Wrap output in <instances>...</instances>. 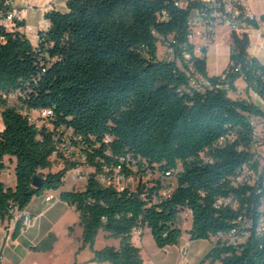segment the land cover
I'll list each match as a JSON object with an SVG mask.
<instances>
[{
    "label": "trees",
    "instance_id": "trees-1",
    "mask_svg": "<svg viewBox=\"0 0 264 264\" xmlns=\"http://www.w3.org/2000/svg\"><path fill=\"white\" fill-rule=\"evenodd\" d=\"M11 1L0 0V13L13 10ZM180 2L68 0L65 11L45 14L50 25L40 31L37 45L20 30L22 16L12 29L0 27L2 221L34 197L61 191L60 199L79 213L80 250L89 247L100 264H144L133 232L145 228L162 250L177 245L185 232L190 240L217 239L200 264H264V232L258 231L264 191L235 184L246 165L257 169L264 159L252 149L250 121L262 110L230 95L242 78L264 97V65L248 52L249 33L233 29L227 68L209 76L208 45L197 55L190 39L191 12L201 4ZM239 19L257 28L264 14L260 20L244 14ZM47 109L52 115L42 127L30 120L32 110ZM70 130L75 160L59 152L65 164L52 171V157ZM14 159L12 188L2 174ZM81 167L92 169L85 188L64 189L68 172ZM106 169L108 184L100 178ZM116 171L134 177L137 186L120 188ZM228 197L239 202L237 209L216 206ZM185 213L191 215L188 230L180 226ZM245 215L253 219L245 241L228 245L218 238ZM21 227L18 222L13 237ZM101 231L119 246L95 249ZM55 241L49 234L34 249L50 250Z\"/></svg>",
    "mask_w": 264,
    "mask_h": 264
},
{
    "label": "crops",
    "instance_id": "crops-1",
    "mask_svg": "<svg viewBox=\"0 0 264 264\" xmlns=\"http://www.w3.org/2000/svg\"><path fill=\"white\" fill-rule=\"evenodd\" d=\"M183 2L188 0H182ZM244 3L248 11L254 15L256 18L264 14V8H260L257 3V0L252 3L250 0H244ZM11 6L14 10L19 12L22 16V19L25 23V26L20 28L24 32L33 45H37L39 41L40 31L47 30L50 23L49 20L45 17V14L52 8H56L60 11H65L67 9V0H12ZM260 13L259 15H257ZM260 16V17H261ZM220 26L227 28L226 35L230 37V54H231V29L226 25H219L216 27L213 39L208 43L207 49V58L209 55V50L216 44L217 41V30ZM26 28H31L32 31L26 32ZM199 37L202 42L196 43L195 38ZM191 41L195 44V52L197 55H200V48L204 45H207V41L204 37L194 36L191 38ZM249 54L257 59L261 64L264 65V54H260L255 51V49H248ZM230 61V57H229ZM229 64V62H228ZM228 66V65H227ZM208 74L211 76L220 75L221 73H211L209 71V65L207 62ZM230 95L234 98H244L252 100L255 103H259L257 98H252L250 96L249 89L246 88L245 81L240 78L235 82V89L230 91ZM3 128V122H1L0 130ZM264 157V154H260ZM16 161L13 160L9 164V167L2 174V181L7 187L15 188L17 185V176L15 172ZM59 169V168H58ZM56 171V170H53ZM72 172L71 181L68 182V175ZM74 171H69L66 176V184L64 189L66 190H83L87 183V177L84 182H82L81 176L75 178ZM61 191H48L41 196L34 197L31 203L27 206V210L33 215V223L30 227L21 231L17 237H13L11 244L7 246L5 244L4 238L6 234V227L8 226L7 221H2L0 219V264H41L39 258L43 260L45 257L51 256L53 260L61 256L63 251H59V238L56 227L59 223L64 222V229L67 236L71 239L72 248L70 250V259L72 264H100L98 262L92 261L94 257L93 251L86 247L80 250L83 240V227L80 225L79 213L76 209L69 205L67 202H64L60 199ZM52 195L54 198L51 201H47L46 197ZM70 227L73 228V231L70 232ZM99 233L95 249H102L107 245L119 246V240L108 237L106 233V244L102 248L97 247V242L99 239ZM49 234H54L56 236V241L53 245V248L47 251L35 250L34 247L38 246L39 243L46 239ZM146 234V228L143 230H136L133 232V241L136 245L144 243V237ZM184 235V234H183ZM189 237V236H188ZM182 239V238H181ZM117 240V243L115 242ZM188 242V241H186ZM185 242V243H186ZM171 247L166 248L168 250ZM144 260V258H143ZM145 262L144 264H148ZM43 264V262H42ZM102 264H110L105 262ZM185 264V263H180ZM189 264V262H187Z\"/></svg>",
    "mask_w": 264,
    "mask_h": 264
},
{
    "label": "built area",
    "instance_id": "built-area-1",
    "mask_svg": "<svg viewBox=\"0 0 264 264\" xmlns=\"http://www.w3.org/2000/svg\"><path fill=\"white\" fill-rule=\"evenodd\" d=\"M68 1V0H67ZM189 1L183 2L181 0V5L188 6ZM201 6L196 7L192 10L190 16V27H191V35L190 39L194 36L204 37V39L208 43L213 39L214 32L217 26L219 25H226L228 26L231 31L233 29L237 31H247L251 30L252 26L246 25L240 21V16L242 14L260 20L261 17L256 18L252 15L245 3L244 0H198ZM11 4V3H10ZM242 6V9H241ZM244 8V9H243ZM17 18H21V14L16 10H11L8 14L0 13V27H5L6 29H12L15 26V20ZM261 25V22H260ZM257 27L258 29V36L260 38H264V30L261 26ZM32 31L31 28H26V32ZM170 55H172V50L168 51ZM186 58H190L189 54H185ZM197 78V77H196ZM195 78V79H196ZM200 80L203 81L204 85H208L209 83L207 80L199 77ZM193 80V83H196V80ZM250 96L253 98H257L259 103H256L262 113L259 115L251 116V125H252V149L256 150L262 146H264V97H262L259 92L254 89L250 88ZM252 101V100H250ZM253 102V101H252ZM255 103V102H254ZM52 115V110H32L30 112V120L35 123L38 127H42L48 120L49 116ZM40 121L43 123L40 125ZM49 125V124H47ZM71 136L72 131H68L67 140L65 143L58 146V151L55 153V156H59L58 153L61 152L66 158L71 160H75V153L77 154V150L71 144ZM72 156H71V155ZM70 157H67L69 156ZM264 158V157H263ZM80 168L73 169L74 177L77 178L80 175ZM109 169H106L105 173L100 177L102 182L105 184L110 183L112 179L109 176ZM131 178H126L124 175L116 173L114 174L115 183L122 188L124 185H120V182L127 181L129 182ZM247 183L251 186H254L257 193H261L264 191V159H261L260 166L255 169L252 168L250 165H246L242 173L239 177H237L235 184H244ZM127 185V184H125ZM167 191L165 193H169ZM54 197L49 195L46 197L47 201H51ZM231 206L235 209L239 207V202L237 200H233L232 198H221L217 201L216 206ZM12 217L7 220L8 226L6 227V234H5V244L9 246L13 239V233L15 231V227L18 222L21 223V231H24L28 227H30L33 223V215L27 209L19 210L15 208L11 212ZM253 225V219L250 216H240L235 224V227L230 231L228 234H221L218 238L222 239L224 243L228 245H237L245 241L249 235V228ZM259 233L264 232V215L262 217L260 226L258 228ZM189 247L190 243L186 242L180 249L181 252V259L182 262L188 261V254H189ZM151 264V263H148Z\"/></svg>",
    "mask_w": 264,
    "mask_h": 264
},
{
    "label": "rangeland",
    "instance_id": "rangeland-1",
    "mask_svg": "<svg viewBox=\"0 0 264 264\" xmlns=\"http://www.w3.org/2000/svg\"><path fill=\"white\" fill-rule=\"evenodd\" d=\"M255 0H250L252 3ZM258 5L260 8H264V0H257ZM258 13L257 15H259ZM261 16V15H260ZM259 16V17H260ZM261 28L264 30V21L261 22ZM227 28L224 26H220L217 30V41L216 44L210 48V52L207 58V62L209 65V71L213 73H223L224 70L227 68L229 57H230V37L226 35ZM249 36H250V47L249 49H255L256 52L260 54H264V38H260L258 36V29L256 27H252L251 30H249ZM195 42L199 43L202 42V40L199 39V37L195 38ZM159 52L161 57H166L167 50L165 49L162 44L159 45ZM220 74V75H221ZM211 76V75H209ZM215 76V75H214ZM219 76V75H216ZM11 103L16 102L15 98L12 97L10 100ZM2 118H1V108H0V126H1ZM40 125L43 123V121L39 122ZM257 154H264V146L258 148L255 150ZM71 155V154H70ZM67 156V157H70ZM72 156V155H71ZM69 159V158H67ZM66 161V158L59 157V156H53L52 157V163L53 166L51 170H58V168H61L64 166ZM80 175L82 182L85 181L88 174L92 171L89 167H81L80 168ZM73 171V170H72ZM74 173V172H73ZM72 178V172L68 175V182L71 181ZM170 182H174V179H170ZM135 188L137 186V180L135 178L130 179L129 182L123 181L120 182V185H125ZM180 226L183 230H188L191 227V215L189 213H185L182 216ZM56 230L58 232V238H59V251H63L61 256L57 257L55 260L49 257L39 258L41 264H72L70 259V250L72 248L71 239L69 236H67L64 229V222L59 223V225L56 227ZM106 233L105 231H102V233L99 236L97 247L102 248L104 244H106ZM179 243L177 245L171 246V248L168 250H162L158 248L156 245L151 230L146 228V234L144 237V243H140L138 247L141 249V255L144 258L145 262H149L151 264H180L189 262V264H200L201 260L204 258L206 253L212 248L213 243L217 239L210 240H190L188 237V233H184V235L181 237ZM115 239V238H113ZM188 241L190 243L189 247V254H188V261L182 262L181 259V247L185 244V242ZM117 243V240H115ZM205 264H211V262L207 261Z\"/></svg>",
    "mask_w": 264,
    "mask_h": 264
}]
</instances>
